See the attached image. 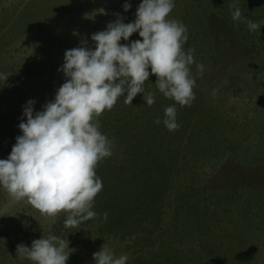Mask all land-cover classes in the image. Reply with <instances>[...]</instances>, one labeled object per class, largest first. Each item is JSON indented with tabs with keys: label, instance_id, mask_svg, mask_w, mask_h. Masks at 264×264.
<instances>
[{
	"label": "rangeland",
	"instance_id": "rangeland-1",
	"mask_svg": "<svg viewBox=\"0 0 264 264\" xmlns=\"http://www.w3.org/2000/svg\"><path fill=\"white\" fill-rule=\"evenodd\" d=\"M140 2L0 0V159L21 134L22 106L32 99L41 110L64 82L65 50L82 41L94 48L91 34L117 13L134 21ZM234 2L243 16L264 20V0H175L169 18L187 27L183 49H194L195 78V99L176 104L178 128L162 122L175 102L151 73L143 87L154 93L152 105L142 93L132 104L122 95L96 117L113 143L95 169L97 216L65 227L66 213L52 222L0 187V264H33L17 257L16 246L50 233L69 241L66 264H94L104 244L126 254V264H264V58L255 49L260 37L232 20Z\"/></svg>",
	"mask_w": 264,
	"mask_h": 264
},
{
	"label": "clouds",
	"instance_id": "clouds-1",
	"mask_svg": "<svg viewBox=\"0 0 264 264\" xmlns=\"http://www.w3.org/2000/svg\"><path fill=\"white\" fill-rule=\"evenodd\" d=\"M174 6L175 0H141L134 21L125 23L117 13L105 30L91 34L94 48L82 41L81 46L65 50L58 68L64 82L41 110H34L32 99L22 106L21 134L7 158L0 159V187L13 200L29 203L52 222L66 213L65 227L97 216L93 202L102 180L95 169L113 154V143L99 130L96 117L122 95L125 104H132L142 93L146 104L152 105L154 93H145L143 87L150 73L157 77L159 92L175 102L164 108V126L169 131L179 127L176 104L190 105L195 99V78L189 67L194 49H183L188 30L182 21L169 18ZM130 7L123 4L125 12ZM230 9L234 22L245 23L249 32L260 31L264 20L243 16L235 2ZM133 33L142 40H129ZM122 39L127 43H120ZM196 68L202 75L204 65L197 63ZM154 123L160 124L161 118ZM103 216L106 219L107 212ZM68 249L69 241L50 233L34 239L30 247L18 244L16 253L33 264H66ZM93 260L94 264H126L128 256L116 255L104 244L93 253Z\"/></svg>",
	"mask_w": 264,
	"mask_h": 264
},
{
	"label": "trees",
	"instance_id": "trees-1",
	"mask_svg": "<svg viewBox=\"0 0 264 264\" xmlns=\"http://www.w3.org/2000/svg\"><path fill=\"white\" fill-rule=\"evenodd\" d=\"M256 20H257V18H256ZM260 21H262L261 19H260ZM238 31H237V33H234L235 35L236 34H238V33H241V37H240V40L241 41H243L242 40V37H243V33L240 31V29H237ZM258 37H260V41H259V43L257 44V46H256V48L255 49H258V50H262V53L260 52V54L263 56V58H264V25L262 24L261 25V29H260V31L259 32H253L252 33V38L253 39H259ZM244 42V41H243ZM250 46V45H249ZM252 46V45H251ZM250 46V47H251ZM252 48H254L253 46H252ZM254 49V50H255ZM264 62V61H263Z\"/></svg>",
	"mask_w": 264,
	"mask_h": 264
}]
</instances>
